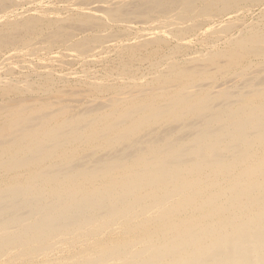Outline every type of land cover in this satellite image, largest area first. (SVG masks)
<instances>
[{
  "label": "bare ground",
  "instance_id": "bare-ground-1",
  "mask_svg": "<svg viewBox=\"0 0 264 264\" xmlns=\"http://www.w3.org/2000/svg\"><path fill=\"white\" fill-rule=\"evenodd\" d=\"M0 264H264V0H0Z\"/></svg>",
  "mask_w": 264,
  "mask_h": 264
}]
</instances>
